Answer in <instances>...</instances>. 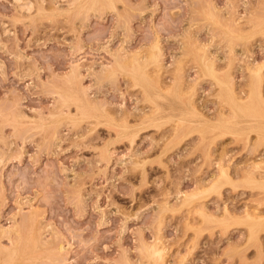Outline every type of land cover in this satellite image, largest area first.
Listing matches in <instances>:
<instances>
[{"label": "rangeland", "instance_id": "374dc122", "mask_svg": "<svg viewBox=\"0 0 264 264\" xmlns=\"http://www.w3.org/2000/svg\"><path fill=\"white\" fill-rule=\"evenodd\" d=\"M77 1L0 0V264H161L156 243L165 264L258 261L264 116L221 80L244 102L262 73L264 96V0Z\"/></svg>", "mask_w": 264, "mask_h": 264}, {"label": "bare ground", "instance_id": "6f19581e", "mask_svg": "<svg viewBox=\"0 0 264 264\" xmlns=\"http://www.w3.org/2000/svg\"><path fill=\"white\" fill-rule=\"evenodd\" d=\"M29 1V0H28ZM42 1V0H41ZM77 1V0H76ZM79 1V0H78ZM77 1V2H78ZM92 1V5H93V7L95 6V5H97V4H101V2H103V1H105V0H91ZM109 1V0H108ZM112 2V1H111ZM110 2V3H111ZM73 3V2H72ZM71 3V4H72ZM109 3V2H108ZM117 3V2H116ZM106 4V3H105ZM112 4V3H111ZM22 5V4H21ZM110 5V4H109ZM215 5V4H214ZM31 6V5H30ZM113 6V5H112ZM213 6V5H212ZM21 7H24V4H23V6H21ZM96 7V6H95ZM94 7V8H95ZM98 7V6H97ZM31 8V7H30ZM57 8V7H56ZM62 8V7H61ZM60 8V9H61ZM66 7H64V9H65ZM92 8V7H91ZM103 8H104V6H103ZM112 8H114V7H112ZM25 9V8H24ZM63 9V8H62ZM95 9H98V8H95ZM101 9H102V7H101ZM209 9V8H208ZM215 9V8H214ZM29 10V9H28ZM68 10V9H67ZM203 10V9H202ZM53 11V10H52ZM62 11V10H61ZM211 11V10H210ZM66 12V11H65ZM79 12V11H78ZM88 12V11H87ZM56 13V12H55ZM59 13H60V11H59ZM216 13V12H215ZM77 14V13H76ZM79 14V13H78ZM202 14V13H201ZM204 17V16H203ZM257 17V16H256ZM260 17V16H259ZM212 20V19H211ZM259 20V19H258ZM262 20V19H261ZM214 22V21H213ZM256 23V22H255ZM217 24V23H216ZM255 25V24H254ZM253 25V26H254ZM257 25V24H256ZM264 26V25H263ZM226 30V29H225ZM229 31V30H228ZM227 31V32H228ZM233 32V31H232ZM233 34V33H232ZM159 41V40H158ZM155 43V42H154ZM153 44V43H152ZM156 44L158 45V42H157V39H156ZM155 44V45H156ZM160 44V43H159ZM159 46V45H158ZM158 46H154V47H158ZM151 47H153V46H151ZM154 47H153V49H154ZM162 48V47H161ZM158 50H159V48H157ZM151 52H152V54H150L149 53V55H150V58L153 60V62H158L159 61V53L158 52H156V51H152L151 50ZM132 53V52H131ZM134 53V52H133ZM136 54V53H135ZM125 55H127V54H125ZM208 55V54H207ZM199 56V55H198ZM203 56V55H202ZM206 56V55H205ZM140 57V56H139ZM147 57V59H148V56H146ZM163 57V56H162ZM120 58V57H119ZM124 58V57H123ZM133 58V57H132ZM143 58V57H142ZM201 58V57H200ZM161 59H164V58H161ZM212 59H214V58H212ZM120 60H122V59H120ZM133 60V59H132ZM139 60H140V58H139ZM209 60H211V59H209ZM141 61V60H140ZM201 61V60H200ZM207 62H208V60H206ZM214 61V60H213ZM216 61V60H215ZM125 62H126V60H125ZM144 62V61H143ZM151 62V61H150ZM132 63V62H131ZM154 63V64H155ZM163 63V62H162ZM199 63V62H198ZM201 64H203L202 62H200ZM73 64V63H72ZM125 64V63H124ZM213 64V63H212ZM211 63H210V61H209V63H206L205 64V66L203 67V71L205 72L206 70H207V72L209 73V74H211L212 76H214L215 75V69H214V66L212 65ZM80 65V64H79ZM115 65H117V62H116V64ZM200 65V64H199ZM153 66V65H152ZM155 66V65H154ZM203 66V65H202ZM201 66V67H202ZM249 66H250V64H249ZM252 67L254 66V65H251ZM256 66H258V64L256 65ZM261 66H263V65H261ZM80 67V66H79ZM117 67H118V65H117ZM157 68L159 67V66H156ZM164 66H162V68H163ZM200 67V68H201ZM255 67V66H254ZM258 67H260V66H258ZM257 67V68H258ZM72 68V67H71ZM108 68V67H107ZM109 68H111V67H109ZM114 68V67H113ZM119 68V67H118ZM161 68V67H160ZM160 68L158 69V70H160ZM161 68V69H162ZM254 68V69H256V70H254V69H250V70H254V71H257L258 69H260V68H262V67H260V68ZM79 69V68H78ZM106 70V69H105ZM122 70V69H121ZM157 70V69H156ZM157 70V71H158ZM261 70V69H260ZM111 71V70H110ZM137 71L140 73V76L144 79H146L148 76L150 77L151 75L150 74H148L147 73V70H145V68L144 67H137ZM157 71H156V74H157ZM108 72V71H107ZM106 72V73H107ZM118 72V71H117ZM160 72V71H159ZM159 72H158V74H159ZM177 72V71H176ZM179 72H180V70H179ZM207 72H206V74H207ZM72 73V72H71ZM77 73H79V72H77ZM70 74V73H69ZM125 74V73H124ZM157 74V75H158ZM204 74V73H203ZM262 75V73H259V72H254L253 74H252V82H251V92L249 93L250 95V97H249V100L248 101H244V102H238V101H236V99H235V95H233L234 93H235V91H234V93H232L233 92V89H232V84H231V82H230V80H221V83H223V84H225V86L227 87V90L230 92V95H232V99H233V101L235 102V104H236V109H237V111H241L243 114H245V116H252V117H254V119H260V118H262L263 116H264V96L262 97V94H261V81H263L262 80V78H261V75ZM133 75V74H132ZM80 76V75H79ZM134 76V75H133ZM159 76V75H158ZM157 76V77H158ZM175 77V76H174ZM159 78V77H158ZM213 78V77H212ZM65 79V78H64ZM67 79H68V77H67ZM71 79H73V78H71ZM83 79V78H82ZM173 79V78H172ZM181 79H182V77H181ZM215 79V78H214ZM217 80V79H216ZM175 81V80H174ZM251 81V80H250ZM57 82V81H56ZM80 82V81H79ZM182 82V81H181ZM69 83V82H68ZM141 83V82H140ZM161 83V82H160ZM185 83V82H184ZM220 83V82H219ZM220 83V84H221ZM250 83V82H249ZM84 84V83H83ZM82 84V85H83ZM182 83H180V85H181ZM161 85V84H160ZM173 85H174V83H173ZM184 85V84H183ZM84 86V85H83ZM143 86H144V84H143ZM165 86V85H164ZM171 86V85H170ZM182 86V85H181ZM220 86V85H219ZM85 87V86H84ZM145 87V86H144ZM146 88V87H145ZM149 88H150V86H149ZM180 88V87H179ZM193 88V87H192ZM58 89V88H57ZM56 89V90H57ZM171 89V88H170ZM182 89V88H181ZM180 89V90H181ZM190 89H191V87H190ZM186 90V89H185ZM88 91V90H87ZM168 91H169V89H168ZM183 90H181V92H182ZM194 91V90H193ZM225 91H226V89H225ZM165 92V91H164ZM180 92V91H179ZM220 92V91H219ZM228 93V92H227ZM57 94V93H56ZM87 94H88V92H87ZM86 94V95H87ZM144 94V93H143ZM188 94H190V93H188ZM248 94V93H247ZM148 96V95H147ZM187 96V95H186ZM239 96V95H238ZM178 97V96H177ZM88 98H89V96H88ZM86 99V101H88L89 99ZM149 98V97H148ZM195 98V97H194ZM194 98H193V101H195L194 100ZM229 98H230V96H229ZM236 98H238V97H236ZM242 98V97H241ZM151 99V98H150ZM222 99V98H221ZM243 99V98H242ZM242 99H240V100H242ZM246 99V98H245ZM67 100H74L75 102H77V101H79L80 103L78 104V110L80 109V110H82V112H84L85 111V109H86V106H87V103H85L83 100H81V98L79 97V96H75V97H73V96H71V98H67ZM146 100V99H145ZM179 100V99H178ZM244 100V99H243ZM152 101V100H151ZM192 100H191V102H193ZM228 101H229V99H228ZM90 102V101H89ZM225 102V101H224ZM227 102V101H226ZM150 103V102H149ZM195 103V102H194ZM229 103H230V101H229ZM231 103L233 104V102L231 101ZM91 104V103H90ZM89 104V105H90ZM93 104V103H92ZM96 104V103H95ZM185 104V103H184ZM193 104V103H192ZM197 104V103H196ZM226 104V103H225ZM63 105H64V102H63ZM98 105V104H97ZM187 105V104H186ZM231 105V104H230ZM75 106V105H74ZM155 106H157V105H155ZM235 106V105H234ZM65 107V106H64ZM158 107V106H157ZM186 107V106H185ZM189 107V106H188ZM229 107V106H228ZM231 107H233V105L231 106ZM60 108V107H59ZM68 108V107H67ZM93 108V107H92ZM159 108V107H158ZM201 108V107H200ZM65 109V108H64ZM151 109V108H150ZM68 110V109H67ZM76 110V109H75ZM232 110V109H231ZM230 110V111H231ZM17 111V114H16V116L18 115V117H19V115H21L22 116V112H23V114H24V111H22L21 113H20V110L18 111V109L16 110ZM105 111V110H104ZM204 111V110H203ZM234 111V110H233ZM240 111H239V113H240ZM12 112H13V110H12ZM53 112V111H52ZM180 112V111H179ZM182 112V111H181ZM16 113V112H15ZM19 113V114H18ZM71 113V112H70ZM74 113V112H73ZM79 113V112H78ZM81 113V112H80ZM144 113H146L145 111H144ZM152 113V112H151ZM151 113H149V114H151ZM194 113V112H193ZM192 113V114H193ZM200 113V112H199ZM222 113H223V110H222ZM147 114V113H146ZM206 114V113H205ZM225 114V113H224ZM6 115H9V114H6ZM24 115H26V114H24ZM23 115V116H24ZM50 115V114H49ZM57 115V114H56ZM187 115V114H186ZM233 115V114H232ZM237 115V114H236ZM3 116H5V114L3 115ZM21 116H20V118H21ZM29 116V115H28ZM46 116V115H45ZM67 116V115H66ZM65 116V117H66ZM146 116H148V115H146ZM145 116V117H146ZM206 115H204V117H205ZM222 116V115H221ZM8 117V116H7ZM25 117V116H24ZM64 117V116H63ZM62 117V118H63ZM75 117V116H74ZM81 117V116H80ZM139 117V116H138ZM179 117V116H178ZM219 117V116H218ZM227 117H228V115H227ZM28 118H30V117H28ZM87 118V117H86ZM94 118V117H93ZM143 118V117H142ZM206 118H208V116H206ZM3 119V118H2ZM8 119V118H7ZM13 119V118H12ZM24 119V118H23ZM45 119V118H44ZM60 119V118H59ZM96 119V118H95ZM114 119V118H113ZM139 119V118H138ZM210 119V118H209ZM212 119V118H211ZM218 119V118H217ZM15 120V119H14ZM28 120V119H27ZM39 120V119H38ZM46 120V119H45ZM125 120V119H124ZM163 120V119H162ZM166 120V119H165ZM41 121V120H40ZM47 121V120H46ZM74 121H76V120H74ZM96 121V120H95ZM116 121V120H115ZM120 121V120H119ZM136 121V120H135ZM138 121V120H137ZM166 121H168V120H166ZM213 121V120H212ZM217 121V120H216ZM2 122H3V120H2ZM1 122V123H2ZM10 122V121H9ZM38 122V121H37ZM55 122V121H54ZM131 122V121H130ZM129 122V123H130ZM140 122H141V119H140ZM124 123V122H123ZM142 123V122H141ZM166 123V122H165ZM173 123V122H172ZM196 123H198V122H196ZM195 123V124H196ZM212 123V122H211ZM58 124V123H57ZM149 124V123H148ZM151 124V123H150ZM160 124V123H159ZM214 124V123H213ZM217 124V123H216ZM1 125V124H0ZM11 125H13V124H11ZM125 125V124H124ZM152 125V124H151ZM158 125V124H157ZM172 125V124H171ZM208 125V124H207ZM17 126V125H16ZM15 126V127H16ZM128 126V125H127ZM145 126V125H144ZM172 126H174V125H172ZM176 126V125H175ZM206 126V125H205ZM217 126H218V124H217ZM1 127H4V125L2 126H0V128ZM20 127V126H19ZM55 127V126H54ZM169 127V126H168ZM206 127H208V126H206ZM205 127V128H206ZM118 128V127H117ZM117 128H115V129H117ZM146 128V127H145ZM154 128H155V126H154ZM171 128V127H170ZM175 127H173V129H174ZM198 128V127H197ZM197 128L195 129V132H196V130H197ZM121 129H122V127H121ZM152 129V128H151ZM169 129V128H168ZM173 129H172V131H173ZM222 129V128H221ZM1 130H3V128L2 129H0V131ZM135 130V129H134ZM165 130V129H164ZM193 130V129H192ZM202 130V129H201ZM212 130V129H211ZM228 131H229V129H227ZM18 131V130H17ZM125 131V130H124ZM166 131V130H165ZM164 131V132H165ZM172 131H169L168 130V132L170 133V132H172ZM213 131V130H212ZM227 131V132H228ZM229 132H231V131H229ZM246 132H248V131H246ZM250 132V131H249ZM0 133H2V132H0ZM133 133V132H132ZM135 133V132H134ZM175 133V132H174ZM193 133V132H192ZM241 133V132H240ZM255 133V132H254ZM257 133V132H256ZM261 133V132H260ZM163 134H165V133H163ZM162 134V135H163ZM171 134H173V133H171ZM189 134H191V133H189ZM202 134V133H201ZM2 135V134H1ZM1 135H0V137H1ZM195 135V134H194ZM204 135V134H203ZM246 135H248V133L246 134ZM6 136V135H5ZM4 135L2 136L4 139H6V137H5ZM114 135H112V137H113ZM130 136V135H129ZM170 136V135H169ZM173 136V135H172ZM237 136H238V134H237ZM2 137L0 138L1 140V142H2ZM134 137H135V135H134ZM200 137V136H199ZM124 138V137H123ZM219 138V137H218ZM217 138V139H218ZM258 138V137H257ZM136 139V138H135ZM170 139V138H169ZM186 139V138H185ZM116 140V139H115ZM130 140H131V138H130ZM129 140V141H130ZM177 141H178V139H177ZM246 141H247V139H246ZM10 142V141H9ZM179 142V141H178ZM178 142H175V144L177 145L178 144ZM182 142V141H181ZM216 142V141H215ZM257 142V141H256ZM5 143H7V140L5 141ZM11 143V142H10ZM248 143V142H247ZM12 144V143H11ZM108 144H109V142H108ZM175 144H174V146H175ZM256 145V144H255ZM5 146V145H4ZM173 147V146H172ZM104 148H106V147H104ZM169 150V149H168ZM167 150V151H168ZM6 153V152H5ZM6 155V154H5ZM4 155V156H5ZM8 155V154H7ZM109 157V156H108ZM1 158V157H0ZM4 158V157H3ZM261 162V161H260ZM264 162V161H263ZM1 163V162H0ZM222 163V162H221ZM220 163V164H221ZM222 164H224V163H222ZM221 164V165H222ZM220 165V166H221ZM225 165V164H224ZM254 165H256L255 163H254ZM248 167H252V166H248ZM247 167V168H248ZM220 168V167H219ZM222 168V167H221ZM229 169V168H228ZM244 169V168H243ZM252 169V168H251ZM262 170V169H261ZM220 171V170H219ZM259 171V170H258ZM257 171V172H258ZM221 172H225V167H223L222 169H221ZM249 172H250V170H249ZM254 172V171H253ZM257 172H255V173H257ZM228 173V172H227ZM243 173V172H242ZM252 173V172H251ZM253 174V173H252ZM259 172H258V176H259ZM229 175V174H228ZM254 175V174H253ZM214 176V175H213ZM248 176H249V174H248ZM255 176V175H254ZM262 177V176H261ZM215 178H217V177H215ZM231 178H232V176H231ZM256 178V177H255ZM243 179V178H242ZM245 179V178H244ZM247 179V178H246ZM249 179V178H248ZM256 179H258V178H256ZM262 179H264L263 177H262ZM253 180H255V179H253ZM253 180H249V182L251 183V181H253ZM212 181L213 180H211V183H212ZM233 181V180H232ZM244 181V180H243ZM257 181V180H256ZM256 181H254V182H256ZM260 181V180H259ZM214 182V181H213ZM236 182V181H235ZM209 183V182H208ZM260 183V182H259ZM201 184V183H200ZM205 184H207V183H205ZM204 184V185H205ZM246 184V183H245ZM256 184V183H255ZM261 184L262 185H264V180L261 182ZM208 185V184H207ZM212 185V184H211ZM229 185V184H228ZM203 186V185H202ZM233 186V185H232ZM205 187H206V185H205ZM208 187V186H207ZM206 187V188H207ZM210 188H212L211 186H209ZM246 187V186H245ZM251 187V186H250ZM198 188V187H197ZM196 188V189H197ZM205 188V190L207 191V189ZM214 189H215V187H213ZM236 188V187H235ZM252 188V187H251ZM257 188V187H256ZM259 188V187H258ZM196 189L194 190V191H192V192H196ZM201 189V188H200ZM198 191H199V188L197 189ZM204 190V187L202 188V191ZM252 190V189H251ZM253 190H254V188H253ZM261 190V189H260ZM221 191H222V189H221ZM186 192V191H185ZM214 192V191H213ZM189 192H187V194H188ZM198 193V192H197ZM197 193H196V195H197ZM201 193V192H200ZM186 193H184V195H185ZM190 194L192 195H194L195 196V194L194 193H189L188 195H189V197H191L190 196ZM209 194V193H208ZM210 194H211V192H210ZM258 194H259V190H258ZM188 195H185V197L186 196H188ZM192 195V196H193ZM262 196V195H261ZM201 197H203V196H201ZM200 197V198H201ZM205 197V196H204ZM182 198H183V196H182ZM184 199V198H183ZM199 199V198H198ZM204 199V198H203ZM260 199V198H259ZM186 200V199H185ZM202 201V200H201ZM260 201V200H259ZM184 202V201H183ZM191 202H193V201H191ZM195 202V201H194ZM202 203H204V201L203 202H201V204L200 205H202ZM259 203V202H258ZM189 204H191L190 202H189ZM204 205V204H203ZM21 206V205H20ZM169 206V205H168ZM167 206V207H168ZM198 206V205H197ZM258 206V205H257ZM30 207H32V206H30ZM206 207V206H205ZM226 207V206H225ZM227 208V207H226ZM33 210H34V208H32ZM199 209H201V208H199ZM199 209H197V211L199 210ZM202 209H204V206H203V208ZM40 210V209H39ZM249 210V209H248ZM201 211V210H200ZM202 211H206V209L205 210H202ZM247 211V210H246ZM259 211V210H258ZM38 212V211H37ZM250 212H252V211H250ZM32 213V212H31ZM35 213V212H34ZM207 213V212H206ZM209 213V212H208ZM229 213V212H228ZM232 213V212H231ZM231 213H230V215H231ZM200 214V213H199ZM209 214H211V213H209ZM214 214V213H213ZM245 214V213H244ZM34 215V214H33ZM208 215V214H207ZM250 215V217H251V223L250 222H248L249 223V227H250V230H251V233L253 234V236H255L254 234H256L257 233V231L262 227V224H264V219H261V218H259V217H256V216H253V215H251V214H249ZM254 215H255V213H254ZM261 215V214H260ZM211 216V215H210ZM37 218V217H36ZM237 218V217H236ZM263 218V217H262ZM242 219H244V220H246L247 218H241V220ZM211 220V219H210ZM30 221V220H29ZM243 221V220H242ZM246 221H248V220H246ZM41 222H43V221H41ZM240 222V221H239ZM238 222V223H239ZM22 223V222H21ZM245 223V221L243 222V224ZM30 224V223H29ZM40 224V223H39ZM43 224V223H42ZM228 224V223H227ZM15 225V224H14ZM22 225V224H21ZM223 225V224H222ZM25 226V225H24ZM224 226V225H223ZM228 226H230V225H228ZM1 227V226H0ZM13 227V226H12ZM8 228V229H6V231L8 232V233H11V232H13V231H15V232H17L18 233V237H21V228H18V227H16V228ZM3 228V227H2ZM1 228V229H2ZM43 228V227H42ZM224 228V227H223ZM32 229V228H31ZM3 230H5V229H3ZM3 230H2V232H3ZM5 231V232H6ZM42 233V232H41ZM6 234V233H5ZM12 234V233H11ZM6 236V235H5ZM252 236V237H253ZM158 237V236H157ZM156 237V238H157ZM17 238V237H16ZM22 238V237H21ZM159 238V237H158ZM160 238H161V236H160ZM13 239H14V237H13ZM42 239V238H41ZM162 239H164V238H162ZM2 240H4V239H2ZM27 240H28V244H30V243H33L32 245L33 246H36L37 245V243H38V238H36L35 237V235L33 234V232H32V230H31V232L29 233V237L27 238ZM45 240V239H44ZM251 240V239H250ZM46 241V240H45ZM158 241V240H157ZM159 241H160V239H159ZM158 241V242H159ZM44 242V241H43ZM48 243H50L49 241H47ZM164 242H165V240H164ZM5 243V242H4ZM11 243V242H10ZM1 244V243H0ZM153 244V243H152ZM155 244V243H154ZM153 244V245H154ZM157 245L156 246H154V247H148V246H146V248L148 249V250H151V252H153L154 254H157L158 255V257H159V259L161 260V264H165L164 263V254H165V251H164V247H162V246H160V245H162V243L160 244V245H158L159 243H156ZM166 244V243H165ZM6 245V244H5ZM4 244H3V246H5ZM12 245V244H11ZM24 245V244H23ZM39 245V244H38ZM41 245V244H40ZM146 245V244H145ZM167 245V244H166ZM14 246V245H13ZM43 246V245H42ZM64 246V245H63ZM63 246H62V248H63ZM165 246V245H164ZM6 247V246H5ZM11 247V246H10ZM66 247V246H65ZM42 248V247H41ZM167 248V247H166ZM4 249V248H3ZM7 249V248H6ZM43 249V248H42ZM60 249V248H59ZM5 250V249H4ZM69 250V249H68ZM38 251V250H37ZM51 251V250H50ZM1 252V251H0ZM41 252V251H40ZM43 252V251H42ZM64 252V251H63ZM19 254V249H18V247H15V248H12L11 249V251H9L8 252V257L7 258H9V259H14L17 255ZM57 254V253H56ZM61 254H62V252H61ZM64 254V253H63ZM146 254H147V252H146ZM40 255V254H39ZM46 256V255H45ZM147 256H149V255H147ZM41 257V256H40ZM157 257V258H158ZM149 258V257H148ZM167 258V257H166ZM47 259V258H46ZM159 259H157V260H159ZM36 261V260H35ZM143 261V260H142ZM152 261V260H151ZM183 261V260H182ZM168 262V261H167ZM183 263V262H182ZM181 263V264H182Z\"/></svg>", "mask_w": 264, "mask_h": 264}, {"label": "snow or ice", "instance_id": "6c2138e0", "mask_svg": "<svg viewBox=\"0 0 264 264\" xmlns=\"http://www.w3.org/2000/svg\"><path fill=\"white\" fill-rule=\"evenodd\" d=\"M262 67H264V66H262ZM61 264H73V261L68 260L65 262H61ZM80 264H83V262L81 261ZM248 264H264V245L261 246L260 259L258 261H249Z\"/></svg>", "mask_w": 264, "mask_h": 264}]
</instances>
